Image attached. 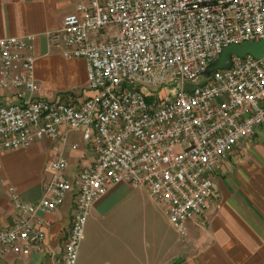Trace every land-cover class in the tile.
Returning a JSON list of instances; mask_svg holds the SVG:
<instances>
[{
  "label": "built area",
  "instance_id": "2783aa9c",
  "mask_svg": "<svg viewBox=\"0 0 264 264\" xmlns=\"http://www.w3.org/2000/svg\"><path fill=\"white\" fill-rule=\"evenodd\" d=\"M48 38L64 57L87 61L94 93L78 106L33 98L42 90L34 36L0 37V90L19 98L0 99V153L44 139L54 152L39 200L11 191L17 215L0 227V255L45 249V216L73 189L63 126L82 132L95 160L78 171L70 233L55 264H77L93 205L125 181L144 185L185 235L227 157L264 132V54L233 55L229 68L206 75L228 45L264 39V0H79Z\"/></svg>",
  "mask_w": 264,
  "mask_h": 264
},
{
  "label": "crops",
  "instance_id": "0c3cea01",
  "mask_svg": "<svg viewBox=\"0 0 264 264\" xmlns=\"http://www.w3.org/2000/svg\"><path fill=\"white\" fill-rule=\"evenodd\" d=\"M78 1L0 0V37L34 36L35 78L42 90L34 94L33 98L44 96L52 101L78 106L94 93L87 84V61L83 58L64 57L63 47L52 44L48 38L49 32L62 26L66 15L76 12ZM0 99L9 103L19 98L15 91L4 94L0 90ZM61 131L67 135V143L60 144V150L69 160L65 172L73 181V189L66 194L58 210L45 216L52 223L44 227V251L29 254L10 251L0 255V264H55L64 251L72 222L77 174L80 168L95 160V152L92 145L84 140L81 131H68L66 126ZM53 156L52 142L49 139L35 142L29 147L0 153V227L11 225L17 215L11 201V191L29 202L41 198L43 187L50 178L47 166ZM241 161L242 171L247 173L249 183L247 188H243L247 196L244 198L248 202L247 205L243 203L239 217L236 208L228 204L230 190L223 177ZM213 181L214 195L209 199L204 213L187 222L188 233L184 240L180 239L179 231L171 224L164 210L152 200L144 185L125 181L111 187L93 205L88 216L89 225L92 219L100 220L113 205L131 193L159 206L164 212L162 218L174 230V234L171 237L155 234V223L152 220L150 231L143 229L142 233L131 231L128 234L114 231L113 239L118 244L115 246L113 243L111 249L106 246L104 253L97 255L94 250L95 238H86L85 230L77 264H84L86 260L89 262L87 264H217L207 262L211 260L212 251H264V132L255 134L228 156L222 169L213 176ZM222 197L226 202L220 205ZM218 208V215L212 216ZM222 211L229 216H223ZM204 218L208 223L206 230L202 224ZM196 236L199 238L197 242H201L202 246L196 251L200 252L180 258L185 251H195L189 250L186 242H193Z\"/></svg>",
  "mask_w": 264,
  "mask_h": 264
},
{
  "label": "rangeland",
  "instance_id": "374dc122",
  "mask_svg": "<svg viewBox=\"0 0 264 264\" xmlns=\"http://www.w3.org/2000/svg\"><path fill=\"white\" fill-rule=\"evenodd\" d=\"M174 84L175 83H172L170 86L163 88L161 95L169 92L167 90L169 88H173ZM242 165L243 161H241L240 164H235L233 170L226 173V175L223 177L224 181L227 180L230 190V195L227 200L228 204L236 208V211H238L237 216L239 217L241 216V207L243 206V203L247 205L248 202L246 199L247 196L243 192V188H247L249 178L247 173L242 171ZM244 196L246 198H244ZM222 202H226L224 197L221 198L219 204L221 205ZM218 211L219 208L213 213L212 216L218 215ZM163 214V210L150 200L147 202L142 196L130 193L113 205L109 211H107V213L101 217L100 220L92 219L90 223L91 225H89V219L87 220L85 227L86 238L89 236L92 239L95 238V242L93 241L94 250L96 251L95 254L100 255V253H104L106 246H109L111 249L113 248V243L114 245L117 243V241L113 239L114 237L112 234H114V231H117L118 233L123 232V234L131 233V231L142 233L143 229L150 231L152 220H154L155 223V234H158L159 236L166 235L171 237L174 234V230L162 218L161 215ZM222 215L225 217L229 216L224 212ZM203 220H205L204 223H202V221L200 222L204 225V230H206L208 227L207 219L204 218ZM187 233L185 235L179 234L180 239H186ZM199 233L201 234V231H199ZM198 240L199 238L196 236L192 240L193 242L187 241L186 243L188 249H193L195 251H185L180 256V258H187L192 254L200 252L196 251L202 247L201 242H197ZM207 262H213L217 264H264V251H212L211 260H208ZM87 263H89L88 260H86L84 264Z\"/></svg>",
  "mask_w": 264,
  "mask_h": 264
},
{
  "label": "water",
  "instance_id": "95a60500",
  "mask_svg": "<svg viewBox=\"0 0 264 264\" xmlns=\"http://www.w3.org/2000/svg\"><path fill=\"white\" fill-rule=\"evenodd\" d=\"M251 54L262 57L264 54V39L261 41H245L239 44H231L224 48L221 56L213 61L207 68L206 75H210L218 68H229L233 55L245 56Z\"/></svg>",
  "mask_w": 264,
  "mask_h": 264
}]
</instances>
